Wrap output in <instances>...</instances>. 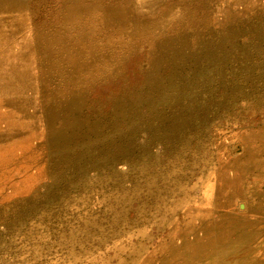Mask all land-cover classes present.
<instances>
[{
  "label": "rangeland",
  "instance_id": "1",
  "mask_svg": "<svg viewBox=\"0 0 264 264\" xmlns=\"http://www.w3.org/2000/svg\"><path fill=\"white\" fill-rule=\"evenodd\" d=\"M0 264H264V0H0Z\"/></svg>",
  "mask_w": 264,
  "mask_h": 264
},
{
  "label": "trees",
  "instance_id": "2",
  "mask_svg": "<svg viewBox=\"0 0 264 264\" xmlns=\"http://www.w3.org/2000/svg\"><path fill=\"white\" fill-rule=\"evenodd\" d=\"M108 89H113L114 88V83H109L108 85ZM101 93H100V91H99V88L97 89V91H96V96H98L99 97V100H103V101H107L108 100V97H107V95H100ZM111 93H109L108 95H110Z\"/></svg>",
  "mask_w": 264,
  "mask_h": 264
}]
</instances>
